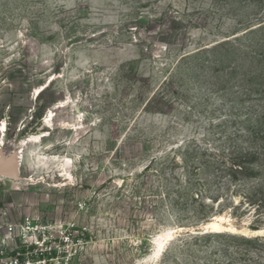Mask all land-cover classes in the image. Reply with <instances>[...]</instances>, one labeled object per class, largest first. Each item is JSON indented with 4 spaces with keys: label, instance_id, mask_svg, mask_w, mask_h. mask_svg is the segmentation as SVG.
Wrapping results in <instances>:
<instances>
[{
    "label": "rangeland",
    "instance_id": "obj_1",
    "mask_svg": "<svg viewBox=\"0 0 264 264\" xmlns=\"http://www.w3.org/2000/svg\"><path fill=\"white\" fill-rule=\"evenodd\" d=\"M212 2L0 0V160L22 157L17 178L0 175V224L88 225L85 264H264V211L228 204L191 225L178 190L195 145L235 129L220 118L256 107L230 105L212 63L178 62L264 16V0ZM219 216L236 231L208 238Z\"/></svg>",
    "mask_w": 264,
    "mask_h": 264
},
{
    "label": "trees",
    "instance_id": "obj_2",
    "mask_svg": "<svg viewBox=\"0 0 264 264\" xmlns=\"http://www.w3.org/2000/svg\"><path fill=\"white\" fill-rule=\"evenodd\" d=\"M218 1L222 0H213L212 4ZM257 19L260 21H251L243 33L227 35L210 47L183 54L178 60L199 59L203 67L212 63L221 81L218 91L231 99L225 98L230 105L238 99L256 105L245 113H230L231 121L226 115L220 118L225 119L223 124H231L235 129L218 135L217 140L222 142L219 147L193 139L198 145L191 150L186 183L180 181L178 188L189 200L186 205L189 204L187 217L192 220L191 225L207 221L213 211L222 214L228 204H232L233 215L239 209L245 211L246 205L255 212L264 211V16ZM245 87L246 92L241 90ZM236 197H240V201L235 204ZM179 199L183 197L175 198V202ZM225 199L230 202L217 209L209 207L208 200L213 203L222 200L220 205ZM216 234L206 236L213 238ZM240 239L252 241L245 237Z\"/></svg>",
    "mask_w": 264,
    "mask_h": 264
},
{
    "label": "built area",
    "instance_id": "obj_3",
    "mask_svg": "<svg viewBox=\"0 0 264 264\" xmlns=\"http://www.w3.org/2000/svg\"><path fill=\"white\" fill-rule=\"evenodd\" d=\"M91 242L88 225L35 215L0 224V264H85Z\"/></svg>",
    "mask_w": 264,
    "mask_h": 264
},
{
    "label": "bare ground",
    "instance_id": "obj_4",
    "mask_svg": "<svg viewBox=\"0 0 264 264\" xmlns=\"http://www.w3.org/2000/svg\"><path fill=\"white\" fill-rule=\"evenodd\" d=\"M66 105H67V101L62 100L59 102L58 108L65 107ZM49 116L50 117L48 119V122L52 123L53 119H54V117H53L54 112L52 111ZM42 136L43 135L32 136L30 138V140H28V142H39L41 140ZM21 160H22V157H20V159H19V166H21ZM66 173L69 174V171L67 169H66ZM226 220L227 219L224 216H219V217H217V219H214L213 221L209 222L207 224V227L213 228V230L215 232L222 231V230L236 231V229L233 226H224V223ZM258 232H261V231H258ZM171 238H172L171 233H165V234L157 235V237L155 238V241H156L155 249L157 248L159 250H163L162 249L164 246L163 243H166ZM157 249H156V251H157Z\"/></svg>",
    "mask_w": 264,
    "mask_h": 264
},
{
    "label": "water",
    "instance_id": "obj_5",
    "mask_svg": "<svg viewBox=\"0 0 264 264\" xmlns=\"http://www.w3.org/2000/svg\"><path fill=\"white\" fill-rule=\"evenodd\" d=\"M20 173L19 159H1L0 160V175H3L7 178H17ZM213 228L206 227L202 229V233H213ZM245 233V232H243ZM250 233V232H249ZM247 235V234H244Z\"/></svg>",
    "mask_w": 264,
    "mask_h": 264
}]
</instances>
